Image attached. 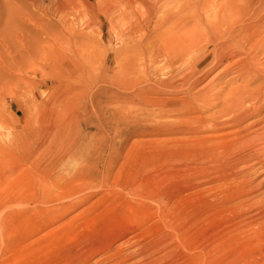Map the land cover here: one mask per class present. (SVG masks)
<instances>
[{
  "label": "rangeland",
  "instance_id": "rangeland-1",
  "mask_svg": "<svg viewBox=\"0 0 264 264\" xmlns=\"http://www.w3.org/2000/svg\"><path fill=\"white\" fill-rule=\"evenodd\" d=\"M85 2L62 28L73 29L71 48L46 47L39 56L54 60L38 62L28 12L42 11L0 0V264H264V168L204 152L190 113L199 90L243 84L231 58L215 59L196 88L159 85L182 65L160 55L168 31L197 20L186 2ZM212 2L203 16L224 0ZM138 19L147 26L131 34ZM198 32L181 39L184 56ZM229 174L248 191L224 183Z\"/></svg>",
  "mask_w": 264,
  "mask_h": 264
},
{
  "label": "bare ground",
  "instance_id": "bare-ground-1",
  "mask_svg": "<svg viewBox=\"0 0 264 264\" xmlns=\"http://www.w3.org/2000/svg\"><path fill=\"white\" fill-rule=\"evenodd\" d=\"M85 1L81 0L79 7L73 1L50 0L49 6L45 7L43 0H31L34 6L40 8L42 15L48 17L46 19L39 14L33 18L32 14L28 12V18L31 16L30 19L34 20L32 29L35 35L33 36L34 39L29 37L27 39L34 42L33 46L39 45L36 53L32 54L33 60L38 62L51 61L53 59L51 56L52 59L45 55L39 56V52L47 51L46 47L71 48L73 36L71 37L70 31L73 29L69 31L67 28L68 30L65 31V27V32H62V28L67 26L69 17H75L76 13H79L77 9H81V17L85 15ZM137 1L142 2V4L146 3L145 6H147V0ZM172 1L175 2V0ZM177 1H185L186 11L188 14H192L193 10L197 20L189 26L186 22L178 29L168 31L169 39L161 47L160 55L165 63L168 61L170 64L182 62V65L171 77L164 80L157 79L156 83L177 88V84L182 87L186 81H190L188 88L193 89L199 84L201 75L207 74L209 70L213 69L215 59H218L217 62L215 61L216 63H220L227 57L231 58L230 62L236 66L234 68L236 69V76L243 84L232 89L225 96H222L221 93L211 94L207 88L208 91L201 89L195 97L197 99L196 104L190 106V113L198 118L195 120L199 124L195 130L196 134L201 135L198 137V144L200 147L202 146L201 149L204 152L214 158L227 155V164L229 162L234 166L243 165L247 172L264 168V0H224L221 7H218L220 4L217 3L219 9H216L217 11L212 17L209 14L210 17L203 16V13L209 10L206 9V6L213 7L212 0ZM125 3L132 7L134 0H126ZM152 6L153 4L150 8H145L147 14L158 11L157 6ZM160 7L167 9V6L164 5ZM51 15L53 16L51 17ZM54 15L58 17V20ZM81 20L83 34L80 42L81 46H84L88 22L84 18ZM74 21L71 23L74 24ZM195 25L199 32L196 35L198 37L193 38V41L200 44L199 49L195 52H186L187 54L184 56L181 39L189 35L188 31ZM145 26H147L145 20H136L132 25L131 34L143 30ZM20 41L25 42L24 39ZM210 59L213 60V66H210ZM153 73L158 75L159 70H154ZM153 85L154 83H151L150 89ZM141 91L148 92L149 89L145 87ZM214 102H218L220 107L210 111L215 104ZM251 118L254 120L243 126ZM230 128L233 130L222 132ZM223 182L227 185L231 182L238 185L240 192L248 191V186L251 184L249 180H246V177L239 178L232 174L227 175ZM223 195L230 199L233 197V192L229 190Z\"/></svg>",
  "mask_w": 264,
  "mask_h": 264
}]
</instances>
